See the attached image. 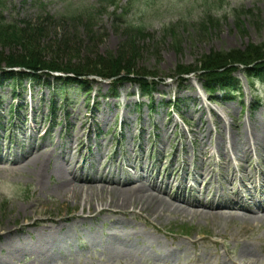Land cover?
Listing matches in <instances>:
<instances>
[{
  "label": "rangeland",
  "instance_id": "obj_1",
  "mask_svg": "<svg viewBox=\"0 0 264 264\" xmlns=\"http://www.w3.org/2000/svg\"><path fill=\"white\" fill-rule=\"evenodd\" d=\"M116 1L120 9L112 18L113 8L94 13L97 0H0V21L20 29H0L1 69L8 57L32 56L64 68L97 64V55L119 52L152 87L143 96L139 78L131 76L114 86L113 95L112 80L97 76L82 77L87 83L81 86L57 81L53 75L60 73L35 72L15 83L0 72V264L8 251L14 259L6 264H191L193 253L199 264H213L222 247L233 253L222 250L221 264L252 250L262 262L264 223L242 222L218 210L215 218L202 219L193 215L206 212L198 203L186 207L174 195L179 188L187 194L193 185V197L208 203L209 183L224 192L218 203L229 206L239 180L248 190L241 197L251 195L249 187L257 181L264 185V144L246 142L264 139V83L251 85L237 70L232 75L240 89L221 90L210 101L200 73L176 74L205 55L263 43L264 0ZM83 12L84 26L72 29L69 18ZM208 16L214 21L205 22ZM125 25L142 32L126 34ZM42 149L47 160L40 165L35 154ZM54 168L83 182L99 183V171L115 182L147 180L165 191L168 210L157 218L135 203L97 211L115 204L105 195L89 203L83 194L71 199ZM247 206L255 208L249 201ZM183 209L194 211L186 216ZM166 230L190 238L163 235ZM201 233L227 241L208 246L198 242Z\"/></svg>",
  "mask_w": 264,
  "mask_h": 264
},
{
  "label": "trees",
  "instance_id": "obj_2",
  "mask_svg": "<svg viewBox=\"0 0 264 264\" xmlns=\"http://www.w3.org/2000/svg\"><path fill=\"white\" fill-rule=\"evenodd\" d=\"M117 1L116 0H97L96 7L94 8L95 14L98 16L103 15L104 13H108V8H113V11L110 14V17L116 18L117 11L120 8L116 7ZM75 17L69 18L67 24H75L73 28H78L84 26V22L81 19L87 17V13H79L74 15ZM205 22L214 21L210 16L204 18ZM128 33H141L142 29L138 27H134L132 25H125L123 27ZM0 29H11L13 33L14 31L19 32L20 29L13 24L5 23L4 19L3 22L0 21ZM27 29H30L28 27ZM98 56V63L89 65H81L72 67L68 64H65L64 68H61L55 65L54 62L45 63L44 61H39L37 58L26 55L23 57H8L3 61L6 62V67L8 69H25L31 72H57L63 73L66 75H71L74 78H82V77H89V76H97L101 79H111L112 80V92H115L114 86L121 81L131 79H138V82L143 85L141 90L143 94L150 93L151 91V84L145 80L147 75H140L137 72H134L132 69V65L130 66L129 63L125 62V58L121 57L119 52H106L104 54L97 55ZM1 61L0 59V70H1ZM199 64V65H198ZM63 66V65H62ZM242 66L243 69L241 70V75L244 80L252 84L253 80L259 79L264 82V42L257 45L252 46L250 45L248 48L244 50H232L227 53L218 52L217 54L205 55L202 57V60H199L195 66H192L187 71L177 72L178 77L186 76L188 74H196L200 73L205 78V85L203 82V89L208 94H211V91L214 90L216 87L220 89H230L236 90L238 86V80L233 78L232 74L239 70V67ZM185 70V68H183ZM5 75V79H10L13 82L16 79L25 78L20 73H6L3 72ZM134 76V77H133ZM78 81L81 86L86 85L87 81ZM61 81V80H60ZM73 82L69 78L68 82Z\"/></svg>",
  "mask_w": 264,
  "mask_h": 264
},
{
  "label": "bare ground",
  "instance_id": "obj_3",
  "mask_svg": "<svg viewBox=\"0 0 264 264\" xmlns=\"http://www.w3.org/2000/svg\"><path fill=\"white\" fill-rule=\"evenodd\" d=\"M201 101L202 100H200V102ZM233 138H234V142H238L236 140V137L233 136ZM253 140H254L253 143H250L248 140H246V142L248 145L250 146L253 145L254 147L257 144L259 145V143L264 144L263 137H259V136L253 137ZM218 142L222 144L221 141L218 140ZM223 142H225L224 139H223ZM200 143H202V140H200ZM43 149L39 153L35 154V156L38 159L37 163L40 165H41V161H40L41 159L46 157V160H47V154L45 153V151H43ZM27 162L28 161L24 160L22 164H25L24 166H27L28 164ZM229 162H231L230 159H229ZM53 173H55L58 176V180L61 181L59 186L65 188L63 193H69V196L71 199H74L73 197L78 196L77 194H83L85 195L83 202L89 203L90 197H93V196L100 197L101 195H105L107 196V198L110 199L109 203L115 204L114 207H111L110 205H102L101 207L97 208V209H100L97 211H105V209L103 208H106V209L113 208V209L121 210L125 207L129 208V205L135 203L140 207L139 211H150L152 215L154 214V216L157 218L159 217V213H165L168 210V208L165 206L167 204L166 202H168L165 200L167 196L164 195L165 193L163 192V190L160 187L156 188L154 183L149 182L144 179L142 181H145L146 186H142V183H141L142 181H137L136 183L133 181L118 183V182L108 179V177H106L104 173H102L101 171L96 173V175L99 178H101V181H99V183L98 182L95 183L96 181L93 180V178H89L85 182H83L84 181L83 179L77 180V178L74 175H72L71 172L63 171V170L56 169V168H54ZM40 176L41 174L38 173V176L36 179L40 180L41 179ZM247 178L251 179V176L248 175ZM168 199L171 200L170 198ZM172 205L174 206V204ZM228 205H231V203L228 202ZM174 208H181V207L174 206ZM203 209L206 210V212H203V211L197 212L194 210L193 212L189 209H183L182 213H184V215L187 216L193 212V215L195 216L198 215L202 219H206L208 217L215 218L218 215L214 213V210L220 211L222 209H228V207L214 208V207L203 206ZM255 209H258V211H256L255 213H252L249 211L238 213L237 211H234L233 213H229V214L221 213V216H224V214H228L230 217L238 218L242 222L263 224L264 223V202L259 201L258 206H256ZM139 211H136V212H139ZM88 214L89 213H86V215ZM7 234H10V233L8 232ZM240 255H242L243 257L235 260L237 264H257L254 253L245 251V252H242ZM256 257L258 260V255H256ZM12 259H14L12 252L8 251L7 255H5L3 258V261H4L3 264L9 263ZM258 263L264 264V257H263V261L259 262L258 260Z\"/></svg>",
  "mask_w": 264,
  "mask_h": 264
}]
</instances>
